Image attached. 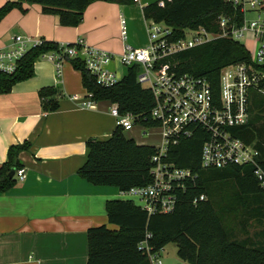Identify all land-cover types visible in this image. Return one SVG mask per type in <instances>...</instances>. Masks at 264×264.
<instances>
[{"label":"trees","instance_id":"trees-1","mask_svg":"<svg viewBox=\"0 0 264 264\" xmlns=\"http://www.w3.org/2000/svg\"><path fill=\"white\" fill-rule=\"evenodd\" d=\"M98 1L119 6L135 3V0H17L0 8V22L12 10L25 13L24 5H39L44 15L57 16L60 26L77 27L86 9ZM240 9L233 0H162V4L155 2L145 6L142 13L146 20L169 28L168 41L177 42L186 37L187 31L199 28L209 34H219L221 17L229 18L235 27L241 26L244 14ZM261 12L264 15V2ZM63 52L60 44L40 40L16 62L12 73L0 71V95L8 94L15 84L33 77L37 59L55 54L79 72L81 85L94 102L115 105L120 115L133 116L135 125L158 126L150 117L154 106L152 93L137 82L138 66L127 68L114 85L102 87L85 68L82 57L68 58ZM159 63L169 65L178 74L204 78L215 91L220 71L226 66L252 65L264 74V65L253 64L249 50L240 41L228 37L215 38ZM55 94L52 88L39 92L43 111L58 109L57 101L52 99ZM249 113L247 125L232 129V133L239 140L254 144L259 154L258 168L264 172V94L252 93ZM203 142L204 134L197 131L191 139L180 140L167 148L163 161L187 170L193 177L175 184L177 204L171 213L148 214L125 200L106 203L108 224L115 228L103 225L88 230L86 264H151L146 251L139 248L143 242L151 253L174 244L181 262L178 264H264V188L254 174L256 167L202 168ZM85 145L86 161L77 174L90 184L126 192L152 183L151 158L157 153L155 147L137 145L119 127L107 140L90 139ZM29 148L24 142L8 149L7 159L0 165L1 193L15 185L9 173L21 168L18 156ZM200 196L205 199L194 203Z\"/></svg>","mask_w":264,"mask_h":264},{"label":"crops","instance_id":"crops-1","mask_svg":"<svg viewBox=\"0 0 264 264\" xmlns=\"http://www.w3.org/2000/svg\"><path fill=\"white\" fill-rule=\"evenodd\" d=\"M15 1L0 0V8ZM250 1L239 0L241 4ZM155 2L162 4V0H135L133 5L119 6L98 1L86 9L77 27H62L57 16L44 15L39 5H24L25 13L12 10L1 20L0 51L12 50L16 36L61 46L82 42L87 48L113 55L124 45L144 48L152 21L144 18L142 9ZM247 10L246 20L259 11ZM120 18L126 22L124 42ZM248 37L244 46L254 51L257 42L252 35ZM110 66L119 79L125 75L126 70L117 63ZM33 68V77L0 95V165L11 146L24 142L30 146L18 156L24 181L0 192V264H86L88 230L103 225L114 229L108 224L105 206L108 201L121 200L117 189L94 186L77 174L86 161V141L107 140L116 129L109 113L112 105L94 102L93 107L83 106L88 95L79 72L66 61L57 70L44 56ZM45 88L56 91L52 99L58 109L54 112L43 111L39 92ZM138 128L124 132L125 136L137 145L152 146L147 133Z\"/></svg>","mask_w":264,"mask_h":264},{"label":"built area","instance_id":"built-area-1","mask_svg":"<svg viewBox=\"0 0 264 264\" xmlns=\"http://www.w3.org/2000/svg\"><path fill=\"white\" fill-rule=\"evenodd\" d=\"M233 3L240 5L244 15L247 6L251 10H261V3L257 0H251L247 4L233 0ZM119 24L120 37L124 42L127 39L126 22L120 18ZM218 24L220 33L217 35L199 28L197 31H187L184 39L169 42L171 30L152 21L147 30L146 47L138 49L124 45L117 55L87 48L81 45L82 42L73 44L71 48L63 46V54L68 58L77 56L83 58L85 68L95 76L100 86L110 87L120 80L117 72L109 69L110 64L115 62L125 70L138 66L137 82L151 91L154 106L150 117L157 122L156 128L161 129V146L156 148L157 153L151 158L153 180L147 186L119 192L121 200L133 202L148 214L171 213L177 204L175 184L193 179L190 172L178 169L163 159L169 146L176 145L180 140L191 139L197 131L204 134L200 154L202 168L222 169L229 166L252 165L256 167L254 174L264 188V172L258 168L256 161L259 154L254 144H247L232 133V129L247 125L252 93L264 94V74L252 65L226 66L220 71L218 88L215 91L206 79L178 74L169 65L159 63L164 58L218 37L241 41L246 34H250L257 42V48L251 54L252 63L264 65V18L250 22L244 18L241 26L235 27L229 18L221 17ZM13 41L15 46L12 50L0 51L1 72L12 73L16 68V62L30 48L28 44L33 42L20 36L14 37ZM39 42L34 41L31 47L38 45ZM46 56L55 63L57 70L64 61L59 55ZM87 95L88 100L82 105L87 108L93 107L94 101L90 94ZM109 113L115 119L116 127L121 128L123 132L138 126L135 125L133 116L120 115L115 105L111 106ZM14 179L16 182H23L25 170L18 169L14 173ZM204 199V196H200L194 199V203ZM139 248L146 251L151 264H162L158 253H151L146 242L141 243Z\"/></svg>","mask_w":264,"mask_h":264},{"label":"rangeland","instance_id":"rangeland-1","mask_svg":"<svg viewBox=\"0 0 264 264\" xmlns=\"http://www.w3.org/2000/svg\"><path fill=\"white\" fill-rule=\"evenodd\" d=\"M247 9L248 6H247ZM251 10V9H249ZM248 11V10H247ZM261 11V10H259ZM259 11H253L254 13H252V15L248 16L247 21H254V20H261L264 18V15L262 12ZM250 12V11H249ZM256 12H259V16L257 15ZM248 34L245 35L244 39H242L240 42L246 46L245 42H248ZM250 50V53L253 54L254 51H252V49L249 47L248 48ZM111 69V66H110ZM137 129V128H136ZM138 129L143 130L147 133L148 135V142L150 143V145L155 146L156 148H160L161 146V129L160 128H153V129H143L141 127H139ZM158 256L160 258V260L162 261V264H176L177 262H179V260L177 259L176 256V246L174 244H169L167 246H165L159 253Z\"/></svg>","mask_w":264,"mask_h":264},{"label":"water","instance_id":"water-1","mask_svg":"<svg viewBox=\"0 0 264 264\" xmlns=\"http://www.w3.org/2000/svg\"><path fill=\"white\" fill-rule=\"evenodd\" d=\"M14 177V171H11L10 173H9V178H13Z\"/></svg>","mask_w":264,"mask_h":264}]
</instances>
